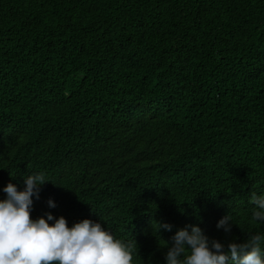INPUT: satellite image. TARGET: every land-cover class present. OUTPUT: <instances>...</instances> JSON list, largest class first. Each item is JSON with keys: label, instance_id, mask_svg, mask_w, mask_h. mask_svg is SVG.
<instances>
[{"label": "trees", "instance_id": "1", "mask_svg": "<svg viewBox=\"0 0 264 264\" xmlns=\"http://www.w3.org/2000/svg\"><path fill=\"white\" fill-rule=\"evenodd\" d=\"M40 172L31 219L100 222L133 264L264 231V0H0V199Z\"/></svg>", "mask_w": 264, "mask_h": 264}, {"label": "clouds", "instance_id": "2", "mask_svg": "<svg viewBox=\"0 0 264 264\" xmlns=\"http://www.w3.org/2000/svg\"><path fill=\"white\" fill-rule=\"evenodd\" d=\"M24 188L8 183L0 199V264H133L135 243L116 238L108 227L90 219L72 224L51 213L31 219L33 198L48 183L44 173L23 178ZM250 219L264 225V194L250 196ZM47 206L57 207L49 198ZM51 222V223H50ZM235 225L229 214L216 224L230 233ZM157 231H172V225L156 224ZM165 264H264V231L251 234L243 243L227 246L210 239L196 225H186L171 237Z\"/></svg>", "mask_w": 264, "mask_h": 264}]
</instances>
